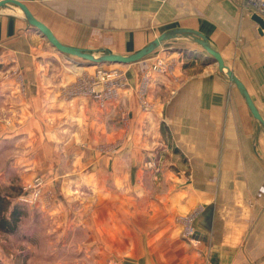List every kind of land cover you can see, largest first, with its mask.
<instances>
[{"label":"crops","instance_id":"1","mask_svg":"<svg viewBox=\"0 0 264 264\" xmlns=\"http://www.w3.org/2000/svg\"><path fill=\"white\" fill-rule=\"evenodd\" d=\"M21 1L62 43L95 54L129 55L174 28L197 30L264 119L258 0ZM99 65L57 50L19 6L1 7L0 132L43 137L59 148V177L89 180L96 243L137 244V259L164 264H264V126L214 57L178 35L115 67L126 84L97 98L85 89L107 91L95 82ZM201 203L195 244L178 218Z\"/></svg>","mask_w":264,"mask_h":264},{"label":"rangeland","instance_id":"2","mask_svg":"<svg viewBox=\"0 0 264 264\" xmlns=\"http://www.w3.org/2000/svg\"><path fill=\"white\" fill-rule=\"evenodd\" d=\"M2 62V70L12 69L14 60L6 68V62ZM121 64L114 62L110 66L103 63L97 70L117 69L123 76L122 70L115 68ZM2 119L3 122H10L8 116H2ZM35 138L32 142L26 132L22 131L0 132V190L8 194L16 193L13 192L14 187L21 190L13 200L15 203L24 202L26 212L17 232L0 230V259L3 264H164L158 260L137 259L138 248L142 247L137 244L132 243L127 249L128 244L96 243L93 233L95 229L91 227L92 210L96 209V205L91 203V191L86 183L89 180L75 184L74 180L71 182L63 176L59 177L57 172L65 168L59 148H44L43 137L35 135ZM162 155L154 153L153 157ZM158 162L155 159L146 160L144 167L154 171ZM67 167L70 168V165L67 164ZM37 178L42 181V185L40 193L35 195L34 184ZM68 187H72L73 191L67 192L69 195L66 196L64 191ZM197 208H201L198 219L203 209L202 203L179 216L178 223L182 231V217ZM194 239L188 240L196 244L198 239ZM124 250H128L126 259H122Z\"/></svg>","mask_w":264,"mask_h":264},{"label":"water","instance_id":"3","mask_svg":"<svg viewBox=\"0 0 264 264\" xmlns=\"http://www.w3.org/2000/svg\"><path fill=\"white\" fill-rule=\"evenodd\" d=\"M12 3L21 8L23 11L26 20L34 27H36L43 35L47 38V40L59 51L76 56L82 59H85L87 61H90L93 64H103V63H122V64H128L131 62H135L138 60H141L145 58L146 56L150 55L152 52H154L159 46H161L165 41H168L172 38L177 37L178 35H184L189 36L193 39V41L197 42L199 45H201L211 56L214 57V59L218 63V67L221 71H225L228 75L229 79L235 83V85L238 87L239 91L242 93V95L245 97L252 113H254V116L261 121V123L264 126V119L262 118L261 114L259 113L258 109L256 108V105L254 104L245 84L242 82V80L234 73V71L227 66V64L224 61L223 56L221 53L215 49L209 39L206 35L203 33L189 28H174L170 31H166L163 34H160L155 39H153L148 45L141 48L140 50L131 53L129 55H123V54H117L113 52L108 53H102V54H95L93 52L87 51L83 48L72 46V45H66L62 43L54 34L48 25H45V23L41 20H39L29 9L26 3H24L21 0H0V8L6 6L7 4ZM254 19L258 21L260 24V27L262 30H264V18H262L259 15H255ZM199 231L197 230L195 233V238H198Z\"/></svg>","mask_w":264,"mask_h":264},{"label":"built area","instance_id":"4","mask_svg":"<svg viewBox=\"0 0 264 264\" xmlns=\"http://www.w3.org/2000/svg\"><path fill=\"white\" fill-rule=\"evenodd\" d=\"M260 7L264 9V0H258ZM154 69L161 70L163 69V63L161 60H158V62L153 66ZM95 82H101L105 83L107 85L106 92L97 91L94 87H88V89H85V91L89 94L94 95L97 98H100L104 95V93H110L113 91V88L116 86L125 85V81L123 80V76L117 69H98L95 73ZM151 165V164H150ZM34 188H35V195L40 193V187L42 185V181H39L37 178L35 180ZM201 208H197L193 212H191L188 215H185L182 217L183 220V235L184 237L195 240V233L197 231L195 220L197 219L198 213Z\"/></svg>","mask_w":264,"mask_h":264},{"label":"trees","instance_id":"5","mask_svg":"<svg viewBox=\"0 0 264 264\" xmlns=\"http://www.w3.org/2000/svg\"><path fill=\"white\" fill-rule=\"evenodd\" d=\"M13 190L16 193L8 194L0 190V230L8 233H15L19 230L22 216L26 213L24 202L15 203L13 200V197L21 190L15 187ZM0 264H3L1 259Z\"/></svg>","mask_w":264,"mask_h":264}]
</instances>
